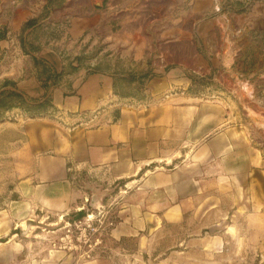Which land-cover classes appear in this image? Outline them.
<instances>
[{"label": "crops", "instance_id": "crops-1", "mask_svg": "<svg viewBox=\"0 0 264 264\" xmlns=\"http://www.w3.org/2000/svg\"><path fill=\"white\" fill-rule=\"evenodd\" d=\"M46 3L0 0V96L8 90L24 103L48 102L62 121L57 130L42 120L25 126L19 155L42 202L63 209L72 172H111L137 190L138 208L129 215L130 225L124 218L122 232L144 230L152 220L179 223L190 214L201 237L186 243L180 262L252 264L253 239L264 235V157L221 102L188 93L195 77L189 61L196 58L205 70L204 59L193 56L194 43L186 40L190 53L177 56L176 49L162 52L158 39L123 37L121 30L109 34L115 21L123 24L114 6L82 12L65 26L64 7L42 17ZM220 4L247 13L242 29L264 30V0ZM55 15L61 18L53 20ZM54 27L55 40L40 39L33 51L22 50L33 29ZM86 33L83 43L112 54L94 55L88 69L52 82L65 65V40L75 44ZM227 42L234 53V41ZM171 57L178 63L172 65ZM10 108L8 116L22 118L16 105Z\"/></svg>", "mask_w": 264, "mask_h": 264}, {"label": "rangeland", "instance_id": "rangeland-1", "mask_svg": "<svg viewBox=\"0 0 264 264\" xmlns=\"http://www.w3.org/2000/svg\"><path fill=\"white\" fill-rule=\"evenodd\" d=\"M220 2L47 0L42 17L46 18L56 7H64L68 26L82 12L104 11L114 6L121 12L123 24L116 26L117 21L111 20L109 34L121 30L123 37L137 33L158 39L162 52L173 54L176 49L177 56L190 53L186 41L190 40L195 44L193 56L204 59L205 70L200 69L196 58L189 61L195 77L191 78L188 93L200 100L221 102L236 125L245 131L250 144L264 157V30L242 29L249 21L247 13L228 12L227 6L223 10ZM57 18L61 15H55L53 20ZM27 26L26 29L31 27ZM33 30L31 39L22 46L24 52L33 51L40 39L51 42L57 36L55 27ZM87 37L86 33L75 44L65 40L62 53L65 65L54 74L52 82L59 76L88 69L87 62L94 55L112 54L101 51L103 46H89L88 40L83 43ZM228 40L234 41V53ZM169 60L172 65L178 63L173 57ZM164 62L168 63V59ZM14 105L22 118L8 116ZM41 120L54 130L62 125L48 102L24 103L11 91L1 92L0 264H183L180 261L185 258L180 251H184L186 243L200 240L201 227L186 214L179 223L152 220L144 230L122 232L124 218L126 224L132 210L138 208L137 190L128 187L131 183L128 178L121 179L105 171L72 172L66 206L55 209L42 202L41 191L25 177L24 160L19 155L26 144L25 126ZM253 245L256 253L251 254V263L264 264V235L255 237Z\"/></svg>", "mask_w": 264, "mask_h": 264}, {"label": "trees", "instance_id": "trees-1", "mask_svg": "<svg viewBox=\"0 0 264 264\" xmlns=\"http://www.w3.org/2000/svg\"><path fill=\"white\" fill-rule=\"evenodd\" d=\"M82 214V212H79V215Z\"/></svg>", "mask_w": 264, "mask_h": 264}]
</instances>
